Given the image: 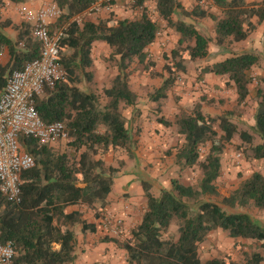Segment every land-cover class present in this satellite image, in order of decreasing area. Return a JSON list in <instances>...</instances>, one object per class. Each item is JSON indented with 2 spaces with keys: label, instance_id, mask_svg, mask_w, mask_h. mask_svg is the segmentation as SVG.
<instances>
[{
  "label": "trees",
  "instance_id": "1",
  "mask_svg": "<svg viewBox=\"0 0 264 264\" xmlns=\"http://www.w3.org/2000/svg\"><path fill=\"white\" fill-rule=\"evenodd\" d=\"M0 0V15L6 2ZM99 0H53L62 11L58 26L67 25L60 46V63L67 77L55 88H47L36 100L41 117L47 122L62 121L69 138L65 147L56 150L52 145L39 146L36 139H24L26 150L34 157L35 166L22 173V202L10 203L0 191V228L2 239L11 241L16 250L15 264H74L78 239L74 227L83 232L94 231V225L82 219V213H67L72 206H101L103 210L112 192L119 168L108 166L98 154L121 149L133 157L135 138L122 113L127 107H137L139 97L131 88L129 69L137 62L152 77L163 83L150 96L159 105L169 98L178 75L188 71V64L209 55L212 41L219 47L247 40L264 22V0L248 3L246 0H213L217 13L197 4L187 9L180 0H156V12L168 28L179 36V42L170 55L164 73L157 72L149 49L156 43L161 25L145 7L146 0H132L131 8L141 14L121 19L111 13L98 22L83 25L71 19L88 10ZM201 1V0H199ZM178 18L175 19V16ZM215 22L214 40L198 29L200 20ZM258 19V21H255ZM12 21H1L0 53L10 56L7 65L0 63V84L6 77L26 63L37 59L40 43L31 34L30 26H14L18 32L11 37L6 29ZM101 41L112 49L111 60L116 61L118 74L104 90L106 103L79 86L93 80L92 49ZM260 63L256 53H243L201 69L204 74L227 77V85L235 90L238 105H243L252 93L253 69ZM258 105L251 131H239L232 112L213 117L205 114L201 103L189 112L181 110L174 121L158 116L165 127L175 126L183 143L175 153L176 164L182 169L198 167L202 173L199 187L173 179L170 189L160 187L153 193L151 181L142 186L147 205L140 224L124 240L105 238L127 252L128 264H263L264 223L253 218L247 208L264 211V174L254 172L243 180L229 196L219 203L212 199L219 195L217 181L222 175V156L228 144L239 134V149L252 160H264V73L255 90ZM160 110V107H159ZM208 146L202 156L203 147ZM170 154H173L170 152ZM124 165V162L121 161ZM179 223L178 238L168 233ZM227 232L236 241L234 248L243 255L236 262L224 254L211 259L201 258V247L216 231ZM241 240H250L255 250L249 252Z\"/></svg>",
  "mask_w": 264,
  "mask_h": 264
},
{
  "label": "rangeland",
  "instance_id": "2",
  "mask_svg": "<svg viewBox=\"0 0 264 264\" xmlns=\"http://www.w3.org/2000/svg\"><path fill=\"white\" fill-rule=\"evenodd\" d=\"M180 1L187 9H192L194 6L200 3V5L204 8L210 9L212 12L218 14L216 6L212 0ZM246 1L248 3H252L254 1L260 0ZM31 2L34 3V0H22V2L14 4L15 6H22ZM131 2L132 0H115L113 1L110 9L103 8L99 12H94L90 18L86 16L84 20L89 22H98L100 20L106 19L111 13H114L116 17L121 19L135 18L139 16L141 12L139 10H133L131 8ZM51 3L54 4L51 0H44L42 4L45 6ZM145 7L147 8L151 17L154 20H157L161 25L160 34L158 37L159 40L157 39V51L150 52L149 50V52L151 59L157 64V72L159 74L164 73L163 69L167 63L165 56L170 55L171 51L177 47L178 38L175 35L176 32L173 29L168 28L167 23L163 19L159 18L156 12V0H146ZM176 18H178L177 15L175 16V19ZM255 21H258V19H255ZM58 23L59 21L56 23L57 27ZM215 25L216 24L212 19L207 18L199 21L198 29L214 40L216 37ZM258 28H260L261 32L257 33L256 38H254L256 36V32H254L251 37L242 42H234L232 44L219 47L214 41H212L210 44L209 55L204 59L188 64V71L178 75V79L174 87L169 92V98L166 101H163L161 105L152 102L150 100V96L157 88L161 86L163 79L159 76L152 77L143 65L135 62L129 69V77L131 88L137 93L139 97L138 106L135 108L133 107V111H130L129 107L122 110V113L129 117L127 119V126L135 138L134 150L140 147L139 141H141V138L145 137V134L147 135L148 140H151L157 136L158 140L159 138L163 140L167 138L172 145L177 144L176 148L181 146L183 143V137L178 134L177 128L175 126L165 127L161 124L160 125L162 127H158L157 118L158 116H164L169 120L174 121L175 116L180 113L181 110L190 112L198 103L202 104L203 112L205 114L212 115L213 117H218L228 111L232 112L233 119L237 123L239 131H251L252 126L255 125L254 114L258 105V99L256 98L255 90L259 84V78L264 73V22L262 23L261 27L259 26ZM12 36H15V33ZM103 46H105L106 49H104ZM112 52L113 51L110 50L109 45H105L101 41L97 43V46L95 47V58L97 60V65L89 69V72L93 73V80L91 82L85 80V82L79 86L85 91L96 94L102 104L106 103V98L104 95L105 88L110 86L112 79L118 74L116 61L110 59ZM243 53L258 54L260 56V63L253 69L254 82L250 87L252 90L251 95L245 104L238 105L237 94L234 89L227 85V77L220 76L213 78V80L210 82L205 81V74L201 71V69L206 66L221 62L231 55ZM94 79H96V83H93ZM141 110H143L145 114L141 112L140 116L136 118L137 112ZM143 143H148V141H142V144ZM241 144L242 141L240 135L237 134L233 138L232 142L227 145L222 156V175L216 183L219 195L212 197V199L219 203L224 197L229 196L236 188L239 187L243 180L249 178L254 172H261L264 174V160L257 161L250 159L249 156L239 149ZM52 146L56 150L66 148L65 143L62 141L56 142L52 144ZM207 149L208 146L203 147L202 156L206 154ZM124 154L126 155L127 152L121 149H111L108 153L98 154L96 157L102 158L108 166L117 167L119 168V171H121L126 165L125 162L124 165L121 164L120 159L121 156H125ZM162 160L165 161L166 159L163 158ZM157 164L158 163L155 162L153 163L152 167L149 168L147 166L146 169H150L151 174H155L157 176V168L155 169ZM116 175H118V173ZM179 179L185 185L198 188L202 179V173L198 167L184 170L181 169ZM114 183L115 180L113 181V194L110 195L111 197L116 196V194L119 193L115 189ZM159 186H157V190H153V193H159ZM171 186L168 189H170ZM123 197L122 201L125 203L127 198ZM119 200L120 199H118V201ZM246 211L253 218L264 223V211L255 209L253 207L247 208ZM178 228L179 223L176 221L171 226L168 236L178 238ZM127 235L128 233L125 232L124 238H126ZM241 241L247 245L246 249L249 252L256 249L252 241ZM235 243L236 241L230 238L227 232L216 230L212 232L209 235L207 241L203 243L200 252L201 258L206 260L224 254H229L236 262L239 263L243 260V255L240 251L234 248ZM260 251L264 255V249Z\"/></svg>",
  "mask_w": 264,
  "mask_h": 264
},
{
  "label": "built area",
  "instance_id": "3",
  "mask_svg": "<svg viewBox=\"0 0 264 264\" xmlns=\"http://www.w3.org/2000/svg\"><path fill=\"white\" fill-rule=\"evenodd\" d=\"M113 1L99 0L70 22L83 25L89 22L84 20L86 16L90 18L94 12L110 9ZM17 13L23 23L30 26L33 38L41 45V52L37 59L9 73L3 87L0 84V191L12 204L22 202L21 175L36 164L23 140L33 138L39 146H47L69 138L66 124L45 121L36 105L37 98L47 88H55L67 77L60 63V46L69 23L56 26L62 11L52 3L37 11L19 7ZM3 54L6 53H0V63ZM104 220L114 236L125 235L122 220L111 216ZM15 256L13 242L2 239L0 228V264H15Z\"/></svg>",
  "mask_w": 264,
  "mask_h": 264
},
{
  "label": "crops",
  "instance_id": "4",
  "mask_svg": "<svg viewBox=\"0 0 264 264\" xmlns=\"http://www.w3.org/2000/svg\"><path fill=\"white\" fill-rule=\"evenodd\" d=\"M43 1L44 0H34V3H27L22 6H15L14 3L7 1L6 5L2 8L0 15L1 21H12L13 26L6 29L7 33L13 38H15L18 34V32L13 27L20 26L23 23L22 18L17 13V9L19 7H25L32 11H37L42 8ZM255 32L256 36L254 38L257 37L258 32H261L260 28H258ZM14 33L15 36H12ZM175 35L177 36L179 42L180 36L177 33ZM158 40L150 47V52L157 51ZM97 43H99V41L94 43L92 49V58L94 61L93 66L97 65V60L95 58V47L97 46ZM104 44L107 45L106 43ZM103 48L106 49L105 46H103ZM110 50L112 51L111 48ZM9 61V55L3 54L1 56L2 65L5 66L7 63H9ZM217 77L220 76L215 74H205L204 80L210 82L213 80V78ZM93 83H96V79H94ZM129 109L130 111H133V107H129ZM141 112L145 114L143 110L138 111L136 118L140 116ZM124 116L127 119L129 118L126 114H124ZM157 125L158 127H162L159 123ZM145 140H147L148 143L142 144V141ZM139 143L140 147H137L138 149L135 150L133 149L132 158H130L128 153L126 155L124 154L125 156H121V161L125 162L126 165L121 171L118 172V175L114 179V187L119 193L116 194V196L111 197L110 195L113 194L112 187V192L109 195L107 199L108 202L103 210L100 208L101 206L98 205L96 207H87L81 205L67 208V213H72L74 211L81 212L82 219L88 224L94 225L95 228L94 231L83 232L80 225L74 227L78 239V246L76 250L77 259L74 264H128L127 252L124 249L119 248L114 242L105 241V238L107 237L119 238L123 240L125 239V236H114L110 232V228L105 224L104 218L111 216L112 218L122 220L126 233H128L126 236L127 238L131 230L141 223L147 205L142 181H151L153 184H155L154 189L157 190V186L159 185V188L162 187L168 189L171 186L173 179H179L181 168L176 164L175 159L177 144L172 145L167 138L164 140L159 138L158 140L157 136L151 140H148L146 134L145 137L141 138ZM170 152L173 154H170ZM163 158L166 160H162ZM155 162L158 163L155 166V169L157 168V176L155 174H151L150 169H146L147 166L149 168L152 167L153 163ZM122 197L127 198L125 203L122 201ZM118 199L121 201H118ZM126 206H128V209H125Z\"/></svg>",
  "mask_w": 264,
  "mask_h": 264
}]
</instances>
